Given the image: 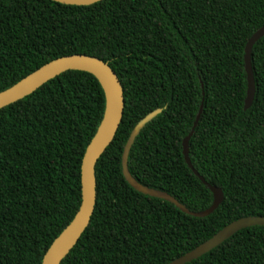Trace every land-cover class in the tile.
<instances>
[{
    "label": "trees",
    "instance_id": "trees-1",
    "mask_svg": "<svg viewBox=\"0 0 264 264\" xmlns=\"http://www.w3.org/2000/svg\"><path fill=\"white\" fill-rule=\"evenodd\" d=\"M264 26V0H0V92L43 64L85 53L108 62L124 89L123 119L95 166L90 223L60 264H167L224 226L264 216V35L252 47L255 94L247 109L245 47ZM107 96L92 73L69 69L0 108V264H43L82 201L85 150ZM132 176L174 202L143 193ZM185 264H264V225L235 234Z\"/></svg>",
    "mask_w": 264,
    "mask_h": 264
},
{
    "label": "water",
    "instance_id": "water-1",
    "mask_svg": "<svg viewBox=\"0 0 264 264\" xmlns=\"http://www.w3.org/2000/svg\"><path fill=\"white\" fill-rule=\"evenodd\" d=\"M67 4L87 5L99 0H55ZM264 35V26L259 28L249 38L245 47V69L247 72V95L245 98V106L247 109L251 106L255 94V78L251 63V52L253 44ZM69 69L85 70L94 74L103 84L106 96L107 107L103 121L101 122L97 132L89 142L81 165V187L82 201L78 211L69 225L57 236V238L49 246L43 256V264H60L62 259L69 253L72 247L77 243L81 235L90 223L96 205V175L95 166L106 147L114 139L119 125L123 119L125 98L122 82L117 72L110 64L103 59L85 53H73L57 57L36 70L32 71L21 80L0 92V108L9 105L12 102L25 97L35 91L48 80L54 78L60 73ZM161 108L155 109L141 119L132 130L124 148L122 157L123 174L128 182L139 191L153 196L161 197L174 202L183 211L195 216H205L213 212L224 199L223 190L216 185H212L198 172L194 167L189 156V139L193 133L195 126L198 124L202 108L194 121V126L189 135L183 139V153L186 162L193 172L206 184L213 192L212 204L202 211H191L184 204L179 202L169 193L163 190L143 185L137 181L131 174L128 167V156L131 146L144 125L153 119ZM253 225H264V216L248 215L233 220L212 237L202 242L192 250L177 257L167 264H185L200 257L202 254L210 251L224 240L235 234L240 229Z\"/></svg>",
    "mask_w": 264,
    "mask_h": 264
}]
</instances>
